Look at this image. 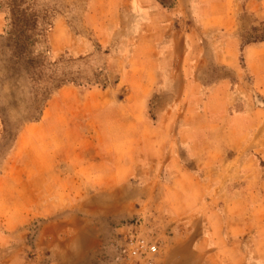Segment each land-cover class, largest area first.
Masks as SVG:
<instances>
[{"label":"rangeland","instance_id":"1","mask_svg":"<svg viewBox=\"0 0 264 264\" xmlns=\"http://www.w3.org/2000/svg\"><path fill=\"white\" fill-rule=\"evenodd\" d=\"M158 1L166 7L175 3ZM187 1L188 12L171 23L184 32L185 43L174 46L170 55L171 46L159 37L161 29L143 40L141 21L127 8L115 13L106 2L98 13L96 0H0V264H100L101 260L139 264L137 258L120 261L125 235L136 225L158 243L154 264H203L215 260L214 254L200 257L193 245L208 251L218 246L222 249L218 255L228 258L223 248L228 243L235 244L245 234L247 240L250 236L246 244L251 245L254 232L264 230V86L253 85L256 76L243 50L258 43L264 51V41L254 42L264 35V17L245 9L248 0H238L235 34L240 48L234 67L218 60L224 46L216 42L224 40L220 38L224 30H201V44H188L187 33L196 18L192 8L197 16L203 4ZM258 1L264 6V0ZM18 20L29 30L20 34ZM228 75L233 83L240 81L246 87L238 92L233 86L234 93L218 97L216 84ZM227 97H235L229 110L222 107ZM222 117L240 123L236 125L240 128L252 117L261 123V133L255 136L254 128V141L240 157L230 146L246 139L211 125ZM112 152H183L191 170L196 162L188 152H228V165H258L263 177L260 188L246 189L247 174L234 181L238 176L228 173V184L216 190L213 199L220 200L219 194L226 190L228 204L223 199L200 204L195 206L199 214L192 212L194 205L165 203L172 201L169 189L163 199L157 196L145 205L137 202L135 208L143 207L144 213L120 221L119 226L126 228L114 229V238H108L117 239V254L114 258L110 242L111 255L104 262L100 258L106 246L104 231L95 209L87 210L93 205L87 200L115 183L144 185L150 176L144 170L121 171L129 168L125 161L135 166L137 158H119ZM120 159V165L113 167ZM146 159L152 158L142 160ZM40 163L56 170L36 172ZM163 173L164 179L171 176ZM191 178L180 187L191 188L196 197ZM37 183L45 190L47 212L23 221ZM238 194L248 202L241 204L245 199ZM83 199L87 205H80ZM64 219H72L74 229L41 236L42 227Z\"/></svg>","mask_w":264,"mask_h":264},{"label":"crops","instance_id":"2","mask_svg":"<svg viewBox=\"0 0 264 264\" xmlns=\"http://www.w3.org/2000/svg\"><path fill=\"white\" fill-rule=\"evenodd\" d=\"M196 1V0H195ZM205 1V2H203ZM108 2V5H113L115 13H119L128 10L132 11V14H135L140 21L142 29L140 36H142L143 40L147 39L155 35L151 32L154 29H161L160 38H166L167 43L171 47H168L167 53L170 55H174L173 47L179 46V44H184V32L180 33L178 29L172 28V21L174 20L175 16H181L186 14L188 11L185 8L186 0H175V3L170 7L164 6L158 0H96V8L98 13L102 12V8L100 6H105V3ZM190 4H193L194 0L187 1ZM201 2V1H200ZM203 6L200 8V13L197 12V16L194 14V10L192 8V14L194 16V23L193 27L191 28V32L188 31L187 33V40L189 45H200L201 40L199 34L201 30H224L222 31L223 36L221 39L216 42L220 46H224L225 51L227 50L226 54L223 51L218 56V60L228 62L230 65H235L236 57L235 51L240 48V40L238 36L235 34L236 29L239 26L238 15L240 11V4L238 0H202L200 5ZM245 9L254 13L257 17H264V6H262L261 1L258 0H248L245 4ZM121 19V17H119ZM99 20V19H98ZM105 18H102L101 21L105 22ZM117 20V19H115ZM119 21V19H118ZM173 30V31H171ZM196 38V40H195ZM153 40H155L153 38ZM151 43V41H150ZM244 56L246 57V62L252 66V73L256 76V82L253 84L257 88H261L264 86V51L262 46L258 43L248 44L244 46ZM139 56L137 53L135 54L134 58L137 60ZM142 55V54H141ZM201 56V55H200ZM173 57V56H172ZM235 67V66H234ZM237 69V68H236ZM263 81V83L261 82ZM251 86L252 88L254 86ZM233 86L236 88L235 90L241 92L245 89L246 85L240 81L233 83L232 77L228 75V79H224L219 81L216 84L218 92V97H221L220 94H232ZM234 93V91H233ZM224 102V108L228 107V110L232 103L235 101V97L231 98L230 100L225 99L222 100ZM89 102H85V106L87 107ZM83 115V112L80 113ZM85 114V112H84ZM82 118V117H81ZM75 119V118H74ZM79 119V118H78ZM248 122H244L246 125L245 127H238L236 125L240 124L238 122L233 121L230 117L221 118L217 121L211 122L212 126L218 127V129L223 130L228 133V135H232L234 138H240L242 141L246 139V143L239 144L233 143L230 147L236 152L237 157L242 156L245 152H248V148L251 143L254 141V130L255 136H259L261 133L259 131V119L258 118H250L248 120H244ZM261 121V120H260ZM242 122V120H241ZM208 125H210L208 123ZM207 125V126H208ZM255 128V129H254ZM264 135V134H263ZM236 145H240L237 146ZM236 147V148H235ZM49 154L51 152H48ZM113 156H118L119 158L126 156V157H134L135 159V166L129 161H125L129 168H125V172H135V173H145L142 170L146 171V173H150V176L144 179V185L141 186H134L133 184H123L115 183L110 187H106L103 189L102 192L97 193V196L87 200V204H92L91 208L87 210H94L96 211L97 215L100 217V222L102 224L103 238L102 234L100 235V239L105 240L106 246L103 247L104 251L102 252L101 259H104V262L108 259V256L111 255L109 253V248H113L114 258L116 250H115V243L117 239L115 238L114 241L111 239L114 238V229H125V226H119L120 221L122 219H130L136 213H144V208H135L137 202L141 203V205H145L146 203H150L153 199L157 196V199H163L162 196H165V189H169V197L172 201H165V203H174L180 202L186 205H194L193 211L196 213H200V209H195V206L200 204H216L219 203L221 199L225 200L226 204H228V192L225 190L221 194H219L218 198L220 200L216 201L213 200L215 197L216 190H221L226 187L228 184V173L238 176V178H234L237 180L243 179L242 176L244 174L245 178L249 181L247 184L246 189L252 187L253 189L260 188L259 182H261V178L263 177L262 168L258 165L256 166H249L247 165H237L231 166L228 165V152H188V156L193 157L194 161L196 162V167L193 170L188 167L184 159L183 152H112ZM55 155V154H54ZM108 154H106V157ZM146 161H143V158H149ZM235 157V155H234ZM247 158V159H246ZM245 159L247 161L251 160V156L246 155ZM121 163V159L112 163L113 167L116 165L119 166ZM110 167V165H108ZM247 167V168H246ZM112 168V166H111ZM55 171V167L49 166L46 169V165L42 167L40 165L35 166L36 172H52ZM112 170L120 172V169H113ZM163 172H167L171 174V176L166 178V175ZM152 173H156L158 175L152 177ZM262 174V175H261ZM191 175L193 176L191 178ZM185 178H184V177ZM190 177L194 183V188L197 189V194H193V190L191 188H187L186 185H182L183 189L180 187V184L186 179ZM234 177V176H233ZM174 184V185H173ZM253 185L255 187H253ZM179 187L182 189L180 190ZM41 184L37 183L36 188L31 193V196L28 198V202L26 205V209H24L22 213V220L23 221H30L38 216L43 215V212H47L46 210V201L44 200L45 197V190L41 189ZM212 190L214 192L212 193ZM245 190V188H244ZM243 192V191H242ZM168 194V193H167ZM194 195V196H193ZM207 196L211 197L208 198ZM241 198L245 200H241V204L248 202L246 197H243V194H238ZM182 198V199H181ZM169 199V198H168ZM210 199V200H209ZM239 203V204H240ZM86 201L83 199L80 205L84 206L87 205ZM31 206V208H29ZM132 206V209L129 207ZM71 220L64 219V221H55L50 222L41 229V236L46 233H53V234H60L61 231L66 233L67 229H72V225L70 224ZM74 229V228H73ZM88 230V227L85 229ZM113 233V235H112ZM255 235L252 238V244L247 245L246 242L250 239L248 236V240L243 236V239L237 241L235 244L226 245L224 251L228 252V258H221L219 256V252L222 251L220 247L214 246L211 251L206 250V247L203 249L201 245H193L191 248L195 249V253L203 257L208 252L213 253L215 260L204 262L203 264H264V230H259L254 232ZM112 236V237H111ZM111 239H108V238ZM232 237V235H230ZM196 238L192 241H196ZM112 243L111 247L109 243ZM109 253V254H108ZM112 253V254H113ZM103 261L101 260L100 264ZM199 263V262H198ZM182 264H184L182 262Z\"/></svg>","mask_w":264,"mask_h":264},{"label":"built area","instance_id":"3","mask_svg":"<svg viewBox=\"0 0 264 264\" xmlns=\"http://www.w3.org/2000/svg\"><path fill=\"white\" fill-rule=\"evenodd\" d=\"M124 248L125 253L120 257L121 262L129 258H137L141 262L145 261L144 264H154V256L159 251L155 238L144 235L139 225L131 228L125 235ZM141 262L139 264H142Z\"/></svg>","mask_w":264,"mask_h":264},{"label":"trees","instance_id":"4","mask_svg":"<svg viewBox=\"0 0 264 264\" xmlns=\"http://www.w3.org/2000/svg\"><path fill=\"white\" fill-rule=\"evenodd\" d=\"M14 24H15V22H13ZM17 26H19L18 27V30H19V33L21 34V33H24V28H25V31H28L29 30V26H25L24 24H23V22H21V21H19L18 20V23L16 24V27ZM10 34H12V33H10ZM258 41H264V35L263 36H261V37H259V38H257V39H255L254 40V42H258ZM19 48H22V46H18ZM26 47V46H25ZM24 47V48H25ZM23 50H25V49H23Z\"/></svg>","mask_w":264,"mask_h":264}]
</instances>
